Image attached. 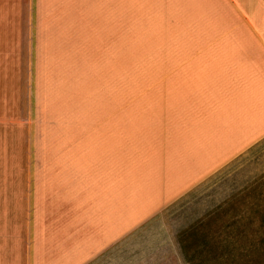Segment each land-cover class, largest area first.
I'll return each mask as SVG.
<instances>
[{
  "label": "crops",
  "instance_id": "obj_1",
  "mask_svg": "<svg viewBox=\"0 0 264 264\" xmlns=\"http://www.w3.org/2000/svg\"><path fill=\"white\" fill-rule=\"evenodd\" d=\"M262 139L264 0H0V264H156L160 213Z\"/></svg>",
  "mask_w": 264,
  "mask_h": 264
},
{
  "label": "rangeland",
  "instance_id": "obj_2",
  "mask_svg": "<svg viewBox=\"0 0 264 264\" xmlns=\"http://www.w3.org/2000/svg\"><path fill=\"white\" fill-rule=\"evenodd\" d=\"M144 66L133 64L124 51V91L147 86ZM26 140L27 152L19 161L32 167L33 138ZM25 177L33 183V175ZM160 214L164 223L154 224L162 229L148 255L156 264H264V139Z\"/></svg>",
  "mask_w": 264,
  "mask_h": 264
}]
</instances>
